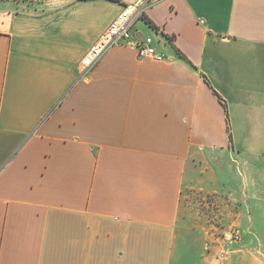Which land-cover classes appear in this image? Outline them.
Returning <instances> with one entry per match:
<instances>
[{
    "label": "crops",
    "instance_id": "0c3cea01",
    "mask_svg": "<svg viewBox=\"0 0 264 264\" xmlns=\"http://www.w3.org/2000/svg\"><path fill=\"white\" fill-rule=\"evenodd\" d=\"M137 1L0 0V264H264V0H144L157 57L85 72Z\"/></svg>",
    "mask_w": 264,
    "mask_h": 264
},
{
    "label": "built area",
    "instance_id": "2783aa9c",
    "mask_svg": "<svg viewBox=\"0 0 264 264\" xmlns=\"http://www.w3.org/2000/svg\"><path fill=\"white\" fill-rule=\"evenodd\" d=\"M142 1L144 0H138L133 5L125 7L117 20L82 58L80 65L85 72L91 68L99 55L108 46H128L134 49L140 56L157 57L152 37H137L132 31L135 21L140 18L143 19L142 14L144 7L142 8L140 6ZM155 1L158 0H153V2L148 4H152ZM224 238L226 245L219 253L220 258L225 256L226 251L231 244L238 243L240 241V230L237 227H232L226 234H224Z\"/></svg>",
    "mask_w": 264,
    "mask_h": 264
},
{
    "label": "rangeland",
    "instance_id": "374dc122",
    "mask_svg": "<svg viewBox=\"0 0 264 264\" xmlns=\"http://www.w3.org/2000/svg\"><path fill=\"white\" fill-rule=\"evenodd\" d=\"M206 199V198H205ZM207 200V199H206ZM205 200V202H206ZM218 203L219 202H215V203H209V206L208 204H201V205H197V208H198V211L201 215H203V217H205L204 219H208L210 220V222L212 223H209L207 224V228L210 229V231H213L215 232V236L217 238H219L220 240L222 239V233L225 231V230H221L220 228H228L229 226L230 227H235L237 225H234V223H221L220 220H218ZM232 224V225H231ZM222 225V226H221ZM239 227V226H237ZM228 230V229H227Z\"/></svg>",
    "mask_w": 264,
    "mask_h": 264
},
{
    "label": "bare ground",
    "instance_id": "6f19581e",
    "mask_svg": "<svg viewBox=\"0 0 264 264\" xmlns=\"http://www.w3.org/2000/svg\"><path fill=\"white\" fill-rule=\"evenodd\" d=\"M123 17H124V16H123ZM118 23H119V22H118ZM118 23H117V24H118ZM117 24H116V26H117ZM114 27H115V26H114Z\"/></svg>",
    "mask_w": 264,
    "mask_h": 264
},
{
    "label": "trees",
    "instance_id": "16d2710c",
    "mask_svg": "<svg viewBox=\"0 0 264 264\" xmlns=\"http://www.w3.org/2000/svg\"><path fill=\"white\" fill-rule=\"evenodd\" d=\"M143 19H144V17H143Z\"/></svg>",
    "mask_w": 264,
    "mask_h": 264
}]
</instances>
